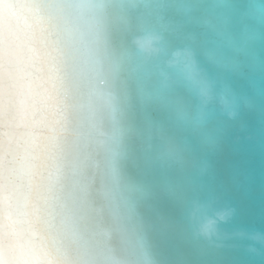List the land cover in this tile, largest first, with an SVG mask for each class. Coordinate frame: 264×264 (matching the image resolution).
Instances as JSON below:
<instances>
[{"label":"clouds","instance_id":"9594fccd","mask_svg":"<svg viewBox=\"0 0 264 264\" xmlns=\"http://www.w3.org/2000/svg\"><path fill=\"white\" fill-rule=\"evenodd\" d=\"M118 8L0 0V264H158L128 170L144 128L114 39ZM129 33L127 48L163 57L161 74L198 110L229 106L230 86L194 48L169 52L154 30ZM233 212L194 201L190 219L211 237ZM236 235L264 245V234Z\"/></svg>","mask_w":264,"mask_h":264},{"label":"water","instance_id":"95a60500","mask_svg":"<svg viewBox=\"0 0 264 264\" xmlns=\"http://www.w3.org/2000/svg\"><path fill=\"white\" fill-rule=\"evenodd\" d=\"M155 1L162 45L169 52L191 46L230 86L227 108L215 102L201 112L160 71L161 136L150 195L168 223L170 260L264 264V245L236 235L264 234V0ZM194 201L208 205L210 215L234 212L218 222L215 235L204 237L190 219ZM249 245L260 254L249 252Z\"/></svg>","mask_w":264,"mask_h":264},{"label":"bare ground","instance_id":"6f19581e","mask_svg":"<svg viewBox=\"0 0 264 264\" xmlns=\"http://www.w3.org/2000/svg\"><path fill=\"white\" fill-rule=\"evenodd\" d=\"M119 5L113 20L114 39L119 48V56L126 67V76L138 104L137 114L144 134L140 142L134 144L133 156L128 163L131 175L139 181L144 189L141 201V213L147 225L149 238L158 264H173L167 245L168 223L165 215L153 208L151 201L152 159L155 157L159 130V91L161 58H146L142 53L127 48L130 39L129 29H150L158 32L159 15L155 12V0H116ZM171 234V233H170Z\"/></svg>","mask_w":264,"mask_h":264}]
</instances>
